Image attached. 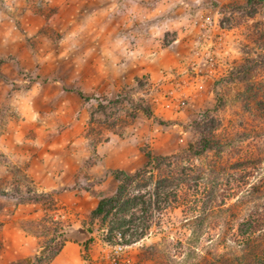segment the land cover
<instances>
[{
    "label": "rangeland",
    "instance_id": "rangeland-1",
    "mask_svg": "<svg viewBox=\"0 0 264 264\" xmlns=\"http://www.w3.org/2000/svg\"><path fill=\"white\" fill-rule=\"evenodd\" d=\"M216 1L0 0V35L15 29L37 66L50 69L49 79L58 65L62 86L60 105L44 103L40 118L23 121L20 106L35 95L31 87L40 74L14 63L12 54L0 56L6 59L0 62V188L8 191L0 195V264H30L52 239L81 243L85 264H110L105 254L119 236L127 243L119 264L183 263L213 243L197 241L192 229L207 238L236 230L219 212L195 223L199 186L184 187L176 199L160 198L155 209L147 203L151 219L140 196L148 202L154 183L133 187L124 209L107 220L89 219L98 200L114 193V169L132 173L146 163L147 151L170 155L188 148L197 138L191 121L219 96V132L241 152L261 149L253 179L264 174V104L251 90L264 82V70L235 83L225 79L236 64L264 52V4ZM77 90L84 97L72 93ZM128 97L148 101L154 117L131 116ZM75 118L78 123L70 121ZM52 147L80 152L78 182L46 190L18 174L16 168L27 173L21 159L28 160L29 151ZM35 192L46 196L28 200Z\"/></svg>",
    "mask_w": 264,
    "mask_h": 264
},
{
    "label": "trees",
    "instance_id": "trees-1",
    "mask_svg": "<svg viewBox=\"0 0 264 264\" xmlns=\"http://www.w3.org/2000/svg\"><path fill=\"white\" fill-rule=\"evenodd\" d=\"M212 2L217 4L216 0ZM256 4H264V0H247L248 8ZM5 60L0 59V62ZM257 70H264V52L258 57H248L236 64L225 79L231 83L247 80ZM251 90L258 103L264 104V82L262 85L252 86ZM79 93L84 97L82 91ZM245 95V91L240 92V97ZM119 98L120 94L117 99ZM217 98V103L212 109L202 111L191 121V128L196 132L197 138L188 148L170 155H152L147 151L146 163L132 173L120 168L114 169L116 189L112 195L103 196L98 200L96 206L89 212L90 221L98 218L107 220L116 211L124 209L133 187L142 188L154 183L155 187L148 202L146 195L140 196L146 217L151 219L152 215H148L146 209L147 203L155 209L160 198L176 199L184 187L191 189L193 186H199L202 189L199 191L200 204L196 205L199 211L195 216V223L198 226L204 225L213 213L219 212L225 214L237 228L228 237L225 233H218L215 238H207L204 231L192 229V237L197 241L205 237V240L213 242L211 247L204 245L198 250L195 249L188 261L174 264H264V174L258 179H253L255 166L259 167L263 161L261 155L263 151L259 149L257 152L253 150L241 152V146L234 148L235 146L228 145L227 137L219 132L217 116L223 98L221 96ZM127 100L132 106V110H128L131 116L143 112L149 117H154L148 101H134L129 97ZM244 107L251 110L250 103L245 102ZM157 120L165 124L170 122ZM231 152L235 155L232 156ZM193 158L199 159L200 163L191 162ZM16 169L25 180L33 181L25 171ZM7 194L6 188H0V195ZM44 196L46 193L35 192L28 200H40ZM231 199L234 201L228 203ZM125 240L129 239L125 237ZM66 241L68 239L61 243L49 240L30 264L49 263L62 250Z\"/></svg>",
    "mask_w": 264,
    "mask_h": 264
},
{
    "label": "crops",
    "instance_id": "crops-1",
    "mask_svg": "<svg viewBox=\"0 0 264 264\" xmlns=\"http://www.w3.org/2000/svg\"><path fill=\"white\" fill-rule=\"evenodd\" d=\"M0 47V56L12 54L14 55V63L25 69H38V73L40 74V77L34 81V84L31 87L35 90V95L25 99L20 106L21 114L24 118L22 119L23 121H33L40 118L41 114L39 107L44 103L48 102V104L55 107L60 105L62 86L55 76V70L58 68V65H53L51 67V73H53V76L49 79L47 74H49L50 69H45L43 65H41L40 68L37 66V57H35L36 59L34 57H32L34 59L31 58V54L26 50L21 36L15 29H12V32H7L6 35H0ZM42 79L44 84L42 83ZM40 90L43 92L37 96ZM72 93L80 96L78 90L72 91ZM81 109V107H78L77 109L75 107L73 111L77 112V110ZM70 121L78 123L79 119L75 118ZM71 126L72 128L76 127V125ZM62 153L68 154L70 157L61 156ZM79 153L80 152L76 151V149L62 152L55 149V147H52V149H46L41 153L39 149L34 148L25 156L28 160L23 161V159H21V163H23L27 173L38 186L45 187L44 189L46 190L54 189L65 183L75 184L78 182V170L81 160L77 156ZM96 202L94 200V206ZM83 250L84 246L81 243L74 240H68L65 242L62 250L49 262V264H85L82 259Z\"/></svg>",
    "mask_w": 264,
    "mask_h": 264
},
{
    "label": "built area",
    "instance_id": "built-area-1",
    "mask_svg": "<svg viewBox=\"0 0 264 264\" xmlns=\"http://www.w3.org/2000/svg\"><path fill=\"white\" fill-rule=\"evenodd\" d=\"M126 247L127 243L122 240L121 236L118 237V240L109 245L108 253L105 254V256L110 264H119L121 262Z\"/></svg>",
    "mask_w": 264,
    "mask_h": 264
},
{
    "label": "water",
    "instance_id": "water-1",
    "mask_svg": "<svg viewBox=\"0 0 264 264\" xmlns=\"http://www.w3.org/2000/svg\"><path fill=\"white\" fill-rule=\"evenodd\" d=\"M76 230H77L78 232H79V231H80V232H82L84 235L86 234V232H85V231H83V230H82V228H81V227H79V226H78V227H76Z\"/></svg>",
    "mask_w": 264,
    "mask_h": 264
}]
</instances>
